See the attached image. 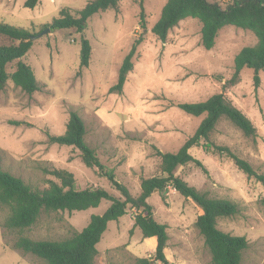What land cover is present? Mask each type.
<instances>
[{"label":"rangeland","instance_id":"374dc122","mask_svg":"<svg viewBox=\"0 0 264 264\" xmlns=\"http://www.w3.org/2000/svg\"><path fill=\"white\" fill-rule=\"evenodd\" d=\"M25 1L0 0V22L38 36L63 8L75 12L90 0H40L33 9L26 8ZM166 2L143 0L142 10L138 1L120 0L118 10L90 18L83 33L59 30L33 40L25 61L35 73L39 90L28 95L9 82L0 92V165L5 171L42 190L55 180L51 171L66 170L74 175L79 190L102 186L117 194L96 168L83 163L77 149L49 141L50 135L65 132L74 111L84 120L86 140L101 162L113 168L117 179L139 196L141 179L161 173L156 152H177L203 120L187 115L178 104L202 102L224 93L252 121L257 135L247 138L222 120L213 140L230 147L264 174V71L260 72L259 87L250 69L242 70L239 81L231 83L235 57L244 47L255 45L257 37L227 26L219 32L214 48L206 50L201 45L202 24L189 18L162 42L151 29ZM82 37L90 41L92 56L89 67L81 69ZM138 39L141 43L133 71L122 93L112 92L120 67ZM0 43L10 42L0 39ZM190 153L205 169L191 163L179 168L177 174L197 189L240 206L241 213L219 220L218 228L248 240L243 264H264L263 185L249 179L225 155L207 153L203 147H194ZM149 203L156 220L169 227L167 257L176 264H211L195 226L202 214L195 203L176 191H169L166 201L162 193L155 192ZM109 205L103 201L98 208L86 211L43 214L27 234L35 240L69 237L82 231L92 216L103 215ZM6 214L0 205V264H43L35 256L12 248L16 235L3 227ZM135 214L131 209L128 215L109 223L98 245L97 264H134L136 258L154 255L141 230L132 231Z\"/></svg>","mask_w":264,"mask_h":264},{"label":"trees","instance_id":"16d2710c","mask_svg":"<svg viewBox=\"0 0 264 264\" xmlns=\"http://www.w3.org/2000/svg\"><path fill=\"white\" fill-rule=\"evenodd\" d=\"M119 1L90 0L84 8L75 12L63 8L59 16L45 25L42 31L49 28L51 32L74 30L83 33L90 18L100 12L118 10ZM135 1L139 2L143 10V0ZM39 2L40 0H26L24 5L33 9ZM189 18L202 24L201 45L206 50L214 48L218 34L224 27L234 26L252 32L258 41L253 46L244 47L235 57V72L231 83L234 85L239 81L242 70L250 69L254 72L255 86H260V72L264 71V0H232L225 6L214 0H167L151 32L160 41L166 42L169 32L181 21ZM35 35L28 29L0 22V39L10 42L0 43V92L5 90L9 82L28 95L39 90L35 73L25 61L33 47L32 37ZM140 43V39L133 43L120 67L117 82L111 88L112 92L122 93L127 77L133 71ZM80 45L82 69L90 65L92 46L85 37H82ZM10 67H13L12 71H9ZM178 108L187 115L203 117V120L177 152H156L161 161V173L141 179L139 196H134L117 179L113 168L101 162L95 149L86 140L87 128L84 120L74 111L70 114L65 132L61 135H50L49 141L77 149L83 163L88 168H96L98 175L105 178L117 194L102 186L79 190L76 188L74 175L59 169L50 172L56 181L50 180L48 187L41 190L5 171L0 165V205L7 212L3 227L16 235L12 248L35 256L43 264H97L100 253L98 245L109 223L120 220L134 209L136 214L132 231L140 229L144 239L155 238L157 241L154 255L149 258H136L134 264H176L170 262L165 254L170 240L169 227L156 220L154 207L149 203V198L155 192L162 193L166 201L167 193L172 189L202 210L195 226L210 253L211 264H243L244 252L249 247L248 240L218 228L219 220L239 215L240 206L232 200L217 198L208 191L197 189L178 175L177 170L191 163L205 169L202 162L190 153L194 147H203L207 153L230 158L249 179L257 180L264 187V174L257 172L250 162L230 147L218 145L213 140L222 120L230 122L247 138L257 135L256 127L224 93L215 94L202 102L180 103ZM103 201L110 203L106 212L92 216L82 231L74 232L69 237L35 240L27 234L43 214L86 211L98 208ZM260 203L264 207V198Z\"/></svg>","mask_w":264,"mask_h":264},{"label":"crops","instance_id":"0c3cea01","mask_svg":"<svg viewBox=\"0 0 264 264\" xmlns=\"http://www.w3.org/2000/svg\"><path fill=\"white\" fill-rule=\"evenodd\" d=\"M170 191L175 192L174 190H170ZM167 195H169V192L167 193ZM154 216H155V214H154ZM149 241H151V242L149 243ZM149 241H148V239H145V244L148 246L149 249H151L152 251H155L156 244H157L156 239L155 238H149ZM167 259L170 262H173V260L171 258L167 257ZM173 263H175V262H173Z\"/></svg>","mask_w":264,"mask_h":264},{"label":"water","instance_id":"95a60500","mask_svg":"<svg viewBox=\"0 0 264 264\" xmlns=\"http://www.w3.org/2000/svg\"><path fill=\"white\" fill-rule=\"evenodd\" d=\"M49 32H51V30L48 28V29L44 30L40 35H38V36H33V37H32V40L37 39V38H39V37H41V36H43V35H45V34H47V33H49ZM152 264H153V263H152Z\"/></svg>","mask_w":264,"mask_h":264},{"label":"built area","instance_id":"2783aa9c","mask_svg":"<svg viewBox=\"0 0 264 264\" xmlns=\"http://www.w3.org/2000/svg\"><path fill=\"white\" fill-rule=\"evenodd\" d=\"M232 0H216V2H218L219 4L225 6L228 3H230ZM172 190V189H171Z\"/></svg>","mask_w":264,"mask_h":264}]
</instances>
